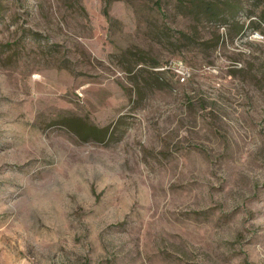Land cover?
I'll use <instances>...</instances> for the list:
<instances>
[{"label":"rangeland","instance_id":"1","mask_svg":"<svg viewBox=\"0 0 264 264\" xmlns=\"http://www.w3.org/2000/svg\"><path fill=\"white\" fill-rule=\"evenodd\" d=\"M220 1L0 0V264H264V0Z\"/></svg>","mask_w":264,"mask_h":264},{"label":"trees","instance_id":"2","mask_svg":"<svg viewBox=\"0 0 264 264\" xmlns=\"http://www.w3.org/2000/svg\"><path fill=\"white\" fill-rule=\"evenodd\" d=\"M185 1L188 2V6H184ZM177 2L178 7H188L190 12L196 17L203 16L206 18L218 16L223 17L226 12L225 6L227 5L225 2H221L220 0H177ZM241 30L242 26L237 25V22H235L233 28L230 30L228 29V34L230 35V31H232L233 35H237L240 34ZM178 34L179 37L187 38L188 36L182 31H179ZM149 67H156V64H150Z\"/></svg>","mask_w":264,"mask_h":264},{"label":"built area","instance_id":"3","mask_svg":"<svg viewBox=\"0 0 264 264\" xmlns=\"http://www.w3.org/2000/svg\"><path fill=\"white\" fill-rule=\"evenodd\" d=\"M178 73H179V75H180V79H181V81H183L184 80V73L183 72H179V71H177Z\"/></svg>","mask_w":264,"mask_h":264}]
</instances>
